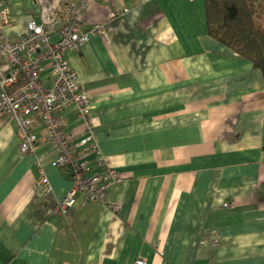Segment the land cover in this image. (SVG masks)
<instances>
[{
    "label": "crops",
    "instance_id": "obj_1",
    "mask_svg": "<svg viewBox=\"0 0 264 264\" xmlns=\"http://www.w3.org/2000/svg\"><path fill=\"white\" fill-rule=\"evenodd\" d=\"M6 1L12 40L33 19L58 30L66 6L84 30L106 26L67 60L91 97L88 158L125 181L60 215L72 184L54 150L23 155L18 124L0 114V264H264V77L210 36L205 0ZM62 121L77 145V110Z\"/></svg>",
    "mask_w": 264,
    "mask_h": 264
},
{
    "label": "built area",
    "instance_id": "obj_2",
    "mask_svg": "<svg viewBox=\"0 0 264 264\" xmlns=\"http://www.w3.org/2000/svg\"><path fill=\"white\" fill-rule=\"evenodd\" d=\"M58 14L68 16L67 23L58 30L47 31L33 19L27 24L26 33L12 40L6 35L12 16L7 1L0 0V55L7 58V63L0 66V114L17 122L19 150L23 155H33L39 144H46L55 152L51 167L69 168L72 187L57 209L60 215H67L77 205L79 196L84 197L83 204L103 201L109 188L121 185L125 178L104 159L99 158L93 164L88 158L98 151L92 134L91 99L66 59L69 52L79 50L93 37L106 36L107 29L97 24L84 31L72 6H66ZM48 69L49 78L44 79L42 75ZM22 81L25 86L17 87ZM70 108L77 110L86 125L76 149L62 122L63 113ZM35 115L39 117V125L33 121ZM36 187L42 197L52 192L45 172ZM110 208L116 214L122 212L120 203L111 204ZM133 264L148 262L139 258Z\"/></svg>",
    "mask_w": 264,
    "mask_h": 264
},
{
    "label": "trees",
    "instance_id": "obj_3",
    "mask_svg": "<svg viewBox=\"0 0 264 264\" xmlns=\"http://www.w3.org/2000/svg\"><path fill=\"white\" fill-rule=\"evenodd\" d=\"M205 4L210 36L252 63L264 77V26L258 24V17L264 16V0L259 8L254 0H205ZM23 86L24 81L17 87ZM65 172L69 178V168Z\"/></svg>",
    "mask_w": 264,
    "mask_h": 264
},
{
    "label": "bare ground",
    "instance_id": "obj_4",
    "mask_svg": "<svg viewBox=\"0 0 264 264\" xmlns=\"http://www.w3.org/2000/svg\"><path fill=\"white\" fill-rule=\"evenodd\" d=\"M112 18H114L115 17V15H112L111 16ZM79 25L81 26V24L79 23ZM105 26V25H104ZM106 27V26H105ZM81 28H82V26H81ZM83 29V28H82ZM107 29V28H106ZM47 31H50L51 32V30L52 29H46ZM84 30V29H83ZM89 30V29H88ZM84 31H87V30H84ZM107 36V35H106ZM106 36H104V37H106ZM81 49V48H80ZM76 51H78V50H76ZM72 52V51H71ZM70 53V52H69ZM66 59H67V55H66ZM68 61V60H67ZM69 63V62H68ZM70 65V64H69ZM90 99H91V97H90ZM91 109H92V107H91ZM64 114V113H63ZM37 115H35V117H36ZM63 116V115H62ZM38 119H35L34 118V116H33V121H34V123L37 121ZM9 121V120H8ZM11 121H13V120H11ZM15 122V121H14ZM63 122V121H62ZM17 123V122H16ZM64 124V123H63ZM64 127H65V125H64ZM67 131V130H66ZM68 133V132H67ZM69 134V133H68ZM70 136V135H69ZM71 137V136H70ZM72 138V137H71ZM81 140V139H80ZM72 143H73V139H72ZM40 145V144H39ZM38 145V146H39ZM38 146H37V149H38ZM78 147H80V141L78 142V144L74 147L75 149L76 148H78ZM36 152V151H35ZM60 169H65V168H59V169H57V170H60ZM70 180V179H69Z\"/></svg>",
    "mask_w": 264,
    "mask_h": 264
},
{
    "label": "water",
    "instance_id": "obj_5",
    "mask_svg": "<svg viewBox=\"0 0 264 264\" xmlns=\"http://www.w3.org/2000/svg\"><path fill=\"white\" fill-rule=\"evenodd\" d=\"M38 21V23H41V21H39V20H37Z\"/></svg>",
    "mask_w": 264,
    "mask_h": 264
}]
</instances>
